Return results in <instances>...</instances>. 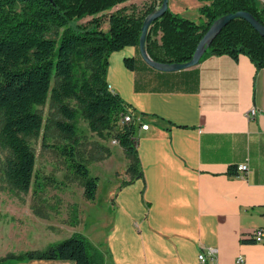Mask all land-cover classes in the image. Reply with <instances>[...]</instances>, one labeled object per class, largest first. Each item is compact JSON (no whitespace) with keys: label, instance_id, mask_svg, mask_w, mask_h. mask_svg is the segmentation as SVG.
<instances>
[{"label":"crops","instance_id":"crops-1","mask_svg":"<svg viewBox=\"0 0 264 264\" xmlns=\"http://www.w3.org/2000/svg\"><path fill=\"white\" fill-rule=\"evenodd\" d=\"M189 4L198 10L201 2L168 0L172 12L187 18ZM133 53L129 48L125 54ZM134 57L136 71L119 63L116 70L109 66L106 80L141 116L136 130L142 177L119 184L113 197L104 195L108 215L93 214L87 223L84 204L96 195L90 202L80 198L77 233L103 251L104 264H197L208 248L214 250L209 264H237L238 256L243 264H264V243L246 237L264 226V68L245 55H210L191 67L198 72L196 91H167L158 89L165 85H158V74L137 51ZM241 163L247 169L230 176L228 167ZM7 253L19 254L0 244V257Z\"/></svg>","mask_w":264,"mask_h":264},{"label":"trees","instance_id":"trees-1","mask_svg":"<svg viewBox=\"0 0 264 264\" xmlns=\"http://www.w3.org/2000/svg\"><path fill=\"white\" fill-rule=\"evenodd\" d=\"M130 0H0V148L7 152L4 173L20 190L27 191L35 157L29 138L49 124L35 108L49 101L59 115L51 124L68 141L64 152L72 155L78 145L76 119L81 114L99 138L112 137L127 159L129 178L142 177L135 132L140 125L134 108L106 80L109 56L134 46L140 61L158 74L159 90L193 92L198 88L197 69L159 71L140 56L139 38L144 18L162 0L141 4ZM201 20L184 17L169 8L151 24L146 35L148 55L157 62H187L214 20L227 13L245 11L264 25L262 0H199ZM90 17L84 23L78 21ZM108 21V30L101 26ZM75 23V24H71ZM210 55L247 56L256 68H264V36L245 19L234 18L215 36L199 63ZM125 66L136 71L138 59L125 57ZM74 104L71 105L70 103ZM130 114L131 121H122ZM141 119V116H140ZM50 121V119H49ZM107 155L111 152L106 148ZM74 171L82 178L84 197L93 201L97 179L89 176L88 158H73ZM77 159V160H75ZM230 176H239L230 165ZM251 241L250 239H247ZM33 259L69 260L76 264H104L103 251L81 233L48 245L0 257V264Z\"/></svg>","mask_w":264,"mask_h":264},{"label":"rangeland","instance_id":"rangeland-1","mask_svg":"<svg viewBox=\"0 0 264 264\" xmlns=\"http://www.w3.org/2000/svg\"><path fill=\"white\" fill-rule=\"evenodd\" d=\"M187 13L193 20H197V15H200L191 4ZM88 19L90 17L77 23H84ZM101 29L108 30V21L103 23ZM129 48L133 54H125ZM136 51L134 46L113 51L109 56L108 68L110 66L111 70H116V66L121 63L127 71L134 72L125 66L123 60L125 57H134ZM35 108L42 115L43 123L49 126L29 138L35 164L27 191L17 188L5 176L7 152L0 148V244L19 253L31 249L42 250L77 233L78 225L83 223L80 215L84 207V214L87 215L85 223L90 221L93 214L108 215V193H112L113 197L117 186L129 178L126 173L127 159L112 137L99 138L90 131L87 122L79 114L76 119L78 145L72 155L66 154L63 148L68 141L51 124V120L59 115L50 107L49 101ZM137 136L136 130V139ZM106 148L110 150V155H107ZM79 154L88 158L89 176L97 179L96 199L93 203H85L84 207L79 202L80 198L85 199L82 178L74 171L72 164L73 158H78Z\"/></svg>","mask_w":264,"mask_h":264},{"label":"water","instance_id":"water-1","mask_svg":"<svg viewBox=\"0 0 264 264\" xmlns=\"http://www.w3.org/2000/svg\"><path fill=\"white\" fill-rule=\"evenodd\" d=\"M168 8V0H162L161 4L158 8H156L154 11L149 13L143 20L142 26H141V34L139 38V53L142 59L151 67L154 69H157L159 71H177L182 69L191 68L193 66H196L199 63V60L203 53L205 52L206 48L210 45L212 40L215 38V36L221 31V29L232 19L234 18H243L245 19L261 36H264V25L259 23L253 15H251L248 12L245 11H237L234 13H227L216 20L213 21V23L210 25L208 30L205 32L203 37L198 42L192 57L184 63H163V62H157L153 60L147 53L146 47H145V41H146V35L149 32L150 24L155 19L160 17L165 10Z\"/></svg>","mask_w":264,"mask_h":264},{"label":"built area","instance_id":"built-area-1","mask_svg":"<svg viewBox=\"0 0 264 264\" xmlns=\"http://www.w3.org/2000/svg\"><path fill=\"white\" fill-rule=\"evenodd\" d=\"M264 2V0H262ZM109 87V85H108ZM110 88V87H109ZM256 113V109L253 107L251 110L248 112L247 116L251 118L254 116ZM133 117L130 114H125L123 115L122 121H131ZM137 122H140V116L136 117ZM148 125L147 124H141L142 129H147ZM115 142V140H113ZM247 169V165L245 163H241L237 165V170L239 172H243L244 170ZM246 237L250 239L252 242L256 243H264V226H260L249 232ZM214 250L212 248H208L206 250H202L198 254V263L197 264H209V259H211V256L213 255ZM237 264H243L244 259L242 256H238L236 259Z\"/></svg>","mask_w":264,"mask_h":264}]
</instances>
